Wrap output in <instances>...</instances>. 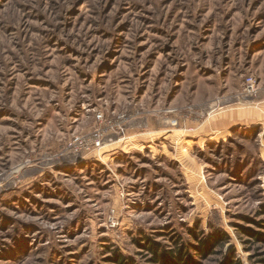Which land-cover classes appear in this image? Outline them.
Listing matches in <instances>:
<instances>
[{
  "label": "rangeland",
  "instance_id": "rangeland-1",
  "mask_svg": "<svg viewBox=\"0 0 264 264\" xmlns=\"http://www.w3.org/2000/svg\"><path fill=\"white\" fill-rule=\"evenodd\" d=\"M179 249L264 264V0H0V264Z\"/></svg>",
  "mask_w": 264,
  "mask_h": 264
},
{
  "label": "trees",
  "instance_id": "trees-1",
  "mask_svg": "<svg viewBox=\"0 0 264 264\" xmlns=\"http://www.w3.org/2000/svg\"><path fill=\"white\" fill-rule=\"evenodd\" d=\"M223 239H215V242H217V246H220L222 244V241ZM149 246H150V250L153 252V254L155 255L156 257V261L157 262H160L161 261V255H159V251L158 249L154 246V245H151V243L149 242ZM183 251L184 250H181L179 249L177 254L175 255L174 259L177 261L176 263L177 264H190V263H187L185 261V255L183 254ZM199 251L202 255H206L208 253V250H203L202 247L199 248ZM164 254L162 255V258H163Z\"/></svg>",
  "mask_w": 264,
  "mask_h": 264
},
{
  "label": "crops",
  "instance_id": "crops-1",
  "mask_svg": "<svg viewBox=\"0 0 264 264\" xmlns=\"http://www.w3.org/2000/svg\"><path fill=\"white\" fill-rule=\"evenodd\" d=\"M225 117H226V116H223L222 119H221V121H218V122L216 123V125H217V126L221 125V123L225 120Z\"/></svg>",
  "mask_w": 264,
  "mask_h": 264
},
{
  "label": "built area",
  "instance_id": "built-area-1",
  "mask_svg": "<svg viewBox=\"0 0 264 264\" xmlns=\"http://www.w3.org/2000/svg\"><path fill=\"white\" fill-rule=\"evenodd\" d=\"M249 90L251 91V92H254L255 91V89H254V87L252 86V87H250L249 88ZM79 139H77V141H78Z\"/></svg>",
  "mask_w": 264,
  "mask_h": 264
}]
</instances>
